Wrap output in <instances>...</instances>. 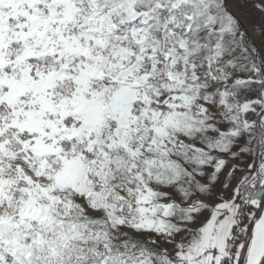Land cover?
I'll return each mask as SVG.
<instances>
[{"label":"snow or ice","instance_id":"6c2138e0","mask_svg":"<svg viewBox=\"0 0 264 264\" xmlns=\"http://www.w3.org/2000/svg\"><path fill=\"white\" fill-rule=\"evenodd\" d=\"M0 264H264V0H0Z\"/></svg>","mask_w":264,"mask_h":264}]
</instances>
